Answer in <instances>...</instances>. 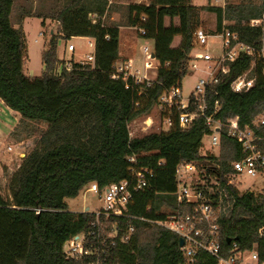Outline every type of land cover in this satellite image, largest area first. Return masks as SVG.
I'll return each mask as SVG.
<instances>
[{"label":"trees","instance_id":"obj_1","mask_svg":"<svg viewBox=\"0 0 264 264\" xmlns=\"http://www.w3.org/2000/svg\"><path fill=\"white\" fill-rule=\"evenodd\" d=\"M115 5L109 0H62L46 12L27 14L44 18V24L46 19L57 23L56 29L49 28L42 52L44 71L31 76L24 70L26 38L23 26L14 24V0H0V98L20 116L46 125L20 167L8 176L10 195L0 189V264H79L64 253L65 242L79 233L86 234L87 245L95 252L89 258L100 257L104 264H218L206 251L190 260L180 235L155 221L178 208L180 163L212 159L228 174L231 162L243 155L241 143L224 136L220 153L215 154L204 142L212 132L204 118L182 127L174 115L170 128L160 123L153 131L136 134H131V124L152 115L161 121L166 115L158 108L160 97L188 74L199 27L220 31L224 15L229 14L235 19L231 30L241 40L261 46L264 20L259 26L243 21L262 17L264 0L228 1L225 6L192 0L128 3L124 25L154 41L160 63L151 86L131 88L112 77L115 62L123 59L121 30L103 17ZM205 12L215 15L213 26L205 27ZM91 14L99 17L97 22ZM74 36L95 39L94 63L72 60L68 67L69 61L59 57L60 41ZM250 60L245 55L232 62V70L208 87L207 114L222 120L239 116L245 126L264 112V57L257 59V82L251 89L230 88L232 76L246 69ZM255 129L264 147V125ZM144 168L153 175L146 187L133 192L124 215H102L97 220L96 212L69 209L67 198L77 197L91 183L102 189L113 182L136 180L135 171ZM225 205L218 219L223 248L228 250L235 241L243 249L257 245L264 260V233H260L264 191L231 189ZM131 226L134 230L129 232Z\"/></svg>","mask_w":264,"mask_h":264},{"label":"built area","instance_id":"obj_2","mask_svg":"<svg viewBox=\"0 0 264 264\" xmlns=\"http://www.w3.org/2000/svg\"><path fill=\"white\" fill-rule=\"evenodd\" d=\"M113 0H109L111 3ZM150 4L151 0H141ZM227 0H211V4L225 6ZM96 14H91L93 22L98 21ZM264 20L262 17L245 19L244 24L259 26ZM235 23L233 16L225 14L220 31H207L199 27L195 31V47L191 52L190 66L204 73L196 82L194 91L185 95L182 82L166 89L160 97L159 109L166 112L160 121L164 129L175 124L174 115L182 127H187L197 118H204L206 124L212 128L209 134L211 146L208 147L215 154L220 153L223 137H231L241 143L243 155L238 160L232 161V171L228 174L223 172L221 164L212 159L202 161L182 162L177 167V187L175 195L178 208L168 213L166 218L157 220L155 223L167 227L183 238L181 246L185 255L194 260L198 252L206 251L214 256L218 264H264V260L257 248L243 249L235 241L233 245L225 250L220 241L219 216L226 210L225 198L231 189L238 191H249L251 188H242L239 178L243 174L264 175V147L256 127L264 125V112L260 113L252 122V125L242 126L239 116H232L226 120L216 118L213 114L206 112V93L208 87L219 81L222 74L229 73L232 69L231 63L238 62L242 56H250L251 60L246 69L240 74L233 75L230 80V88L234 92H243L251 89L257 82V59L264 57V39L261 46L249 44L239 38L236 31L231 30L230 25ZM142 34L146 31L139 28ZM43 34V32H41ZM218 38V41L214 39ZM90 45L96 42L91 38ZM73 43L68 44V49L75 50ZM144 65H139L132 58L121 59L115 62L112 77L123 79L126 87L131 88L133 84H145L151 86L156 80L151 70L160 66L156 58L154 47L145 45L142 48ZM91 63L95 61L94 54L89 55ZM88 62V61H82ZM70 67V62L67 64ZM57 73H61L58 68ZM153 75V76H152ZM146 120L148 127L153 125ZM133 134V133H131ZM9 150H14L13 144H7ZM129 160L136 161L134 156ZM153 172L147 168L135 171L136 180H121L113 182L100 188L97 182L88 186L89 191L99 193L104 204L96 212L97 220L104 215L122 216L133 198V192L146 187L148 178ZM254 192V191H253ZM88 208V207H87ZM86 211V209L84 210ZM141 219H145L141 217ZM134 227L129 228L132 232ZM264 233V227L260 229ZM128 238V236H125ZM88 239L85 233H79L67 240L64 244V253L70 259H75L79 264H104L100 257L89 258L95 252L92 245H87Z\"/></svg>","mask_w":264,"mask_h":264},{"label":"rangeland","instance_id":"obj_3","mask_svg":"<svg viewBox=\"0 0 264 264\" xmlns=\"http://www.w3.org/2000/svg\"><path fill=\"white\" fill-rule=\"evenodd\" d=\"M130 2H141V0H129ZM193 3L198 5H206L211 2V0H192ZM227 1H239V0H227ZM114 15V19L111 18L112 15L109 16L108 22L110 24L121 25V44H120V53L122 57L124 55L131 56L132 59L137 62L139 65H144V55L142 52V48L145 45H149L150 47H154L153 40H147L144 37L140 36L136 27H131L124 25L126 21L127 15V5H123ZM215 15L212 13L205 12L203 14V19L206 21V25L213 26L215 23ZM44 18H40L37 16L26 15L23 22V29L25 32L26 38V63H25V73L31 76L41 75L44 71V63L42 60V52L46 46L48 40V31L49 28L56 29L57 24H51L47 27V22L49 19L45 20V24L43 23ZM43 32L44 34H41ZM47 32V33H46ZM90 41L92 39L87 36H74L69 40H61L59 43L58 55L61 59H65L67 61H88L89 55L94 54L95 45H90ZM214 41H218V38L214 39ZM73 43L76 48L75 50L68 49V44ZM152 74H156L157 70H151ZM204 73L195 68H190L188 74L182 80V87L185 95H189L192 91H194L195 85L199 77L203 76ZM153 76V75H152ZM8 110H13L10 107H7ZM153 118V125L148 127L146 120L148 119L151 122V118H140L135 120L131 124V130L133 134L140 132H147L156 129L155 125L160 124L161 122L155 119V116H151ZM18 128L16 132L10 135V140L15 141L16 143H22L23 138ZM34 142V141H31ZM207 147L211 146L210 137H205L204 140ZM16 157L18 162L25 156V149L21 147L19 144L16 145ZM8 152L9 150L6 147ZM4 165L0 168V189L2 193L6 196L10 195V190L8 188V176L10 175V170H3ZM9 168V167H8ZM13 171V169H12ZM239 180L241 181V190L242 188L253 189L254 192H262L264 191V175H251V174H243ZM88 186L80 191L79 195L74 198H67V202L69 204V209L75 212L84 211L87 207L90 211L97 212L100 210L104 204L101 199V195L94 191L87 190Z\"/></svg>","mask_w":264,"mask_h":264},{"label":"crops","instance_id":"obj_4","mask_svg":"<svg viewBox=\"0 0 264 264\" xmlns=\"http://www.w3.org/2000/svg\"><path fill=\"white\" fill-rule=\"evenodd\" d=\"M61 1L62 0H14L13 19L15 20V26H23L24 18L27 14L36 11L46 12L55 4ZM111 3L116 5L114 6L113 10L111 12H108L107 15L103 18L106 17L107 19H109L110 15L115 14L117 10H119L121 7H124L123 5H127L128 3H130V1L113 0ZM111 18L114 19V15H112ZM46 22L47 27L51 24H57L51 19ZM51 29H53V27ZM122 58L127 59L131 58V56L124 55V57ZM7 107L8 106H6L3 100L0 98V168L2 165H4L6 166L7 171L10 170V172H12V169L14 171L20 167L24 158L36 145L42 132L46 129V125L26 119L20 116L14 110H8ZM17 128L22 135V143H16L15 141L10 140V135L16 132ZM7 144H13L14 150L8 152L6 149ZM17 144L23 147L26 151L25 156L19 162L16 157ZM3 170L6 169L3 168Z\"/></svg>","mask_w":264,"mask_h":264},{"label":"water","instance_id":"obj_5","mask_svg":"<svg viewBox=\"0 0 264 264\" xmlns=\"http://www.w3.org/2000/svg\"><path fill=\"white\" fill-rule=\"evenodd\" d=\"M253 191L252 190H249L248 193H252ZM89 210V208H86V211ZM229 241H231V238L229 239ZM184 244V240L183 238H180V245L182 246Z\"/></svg>","mask_w":264,"mask_h":264},{"label":"bare ground","instance_id":"obj_6","mask_svg":"<svg viewBox=\"0 0 264 264\" xmlns=\"http://www.w3.org/2000/svg\"><path fill=\"white\" fill-rule=\"evenodd\" d=\"M153 131V130H152Z\"/></svg>","mask_w":264,"mask_h":264}]
</instances>
